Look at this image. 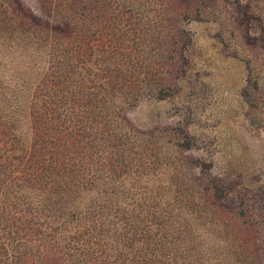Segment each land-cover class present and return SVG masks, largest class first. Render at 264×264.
I'll use <instances>...</instances> for the list:
<instances>
[{
  "label": "rangeland",
  "instance_id": "obj_1",
  "mask_svg": "<svg viewBox=\"0 0 264 264\" xmlns=\"http://www.w3.org/2000/svg\"><path fill=\"white\" fill-rule=\"evenodd\" d=\"M0 113V264H264V0H0Z\"/></svg>",
  "mask_w": 264,
  "mask_h": 264
},
{
  "label": "trees",
  "instance_id": "obj_2",
  "mask_svg": "<svg viewBox=\"0 0 264 264\" xmlns=\"http://www.w3.org/2000/svg\"><path fill=\"white\" fill-rule=\"evenodd\" d=\"M0 116H1L0 117V121H1V118L5 117L7 115H4L3 113H0ZM0 124H2V122H0ZM46 151H48V150H46ZM0 175L3 176V181H4L5 177H4V175H3V173L1 171H0ZM20 251H21V254L18 257L19 260H18L17 264H30L32 262L30 258H32V257L25 252V249L20 250ZM57 264H60V261H58Z\"/></svg>",
  "mask_w": 264,
  "mask_h": 264
}]
</instances>
